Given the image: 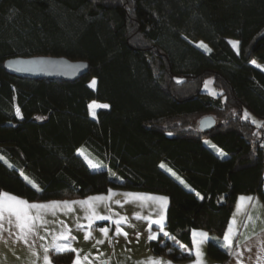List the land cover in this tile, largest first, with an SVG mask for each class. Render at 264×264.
Returning a JSON list of instances; mask_svg holds the SVG:
<instances>
[{"label": "trees", "instance_id": "trees-1", "mask_svg": "<svg viewBox=\"0 0 264 264\" xmlns=\"http://www.w3.org/2000/svg\"><path fill=\"white\" fill-rule=\"evenodd\" d=\"M41 55L87 61L89 71L66 80L4 67ZM252 59L264 65V0H0V192L164 193L169 235L153 252L187 259L177 242L204 229L225 261L218 241L237 196L264 197V70ZM93 100L109 105L96 118ZM206 116L216 125L202 130ZM72 259L56 252L53 264Z\"/></svg>", "mask_w": 264, "mask_h": 264}, {"label": "crops", "instance_id": "crops-1", "mask_svg": "<svg viewBox=\"0 0 264 264\" xmlns=\"http://www.w3.org/2000/svg\"><path fill=\"white\" fill-rule=\"evenodd\" d=\"M91 116L93 118L97 117V115L94 116L92 114ZM86 159H89L93 166H96L94 170L97 167L101 169L99 162L91 156L88 155ZM162 166L173 174V171L167 167V164H162ZM178 178L183 180L181 177ZM109 190L112 191L109 192ZM2 192L20 197L29 203L40 204L52 201H81L87 197H95L97 195L110 196L111 199H106L103 202H91V205L73 204L71 208L74 211L71 212L64 205H60L56 209L55 215L51 211L42 212V219L47 221V223L41 226V223L37 222V232L39 234L29 236V244L27 245L24 244L23 240L8 236V232L11 231L18 237L19 230L15 225V217H8L7 213H5L4 219L0 221L3 224V238L0 239V264H33L34 260L35 264H44L42 256L45 248H48L47 254L50 257L51 264H53V255L56 253L54 246L57 244L68 245L77 249L81 257V264H141V262L148 264L149 258L171 261L172 264H194V261L197 260L195 255H191L187 259L175 260L165 254H156L151 248V242L157 240L159 235L163 234L159 233L156 239H149L152 233L159 232V225H156L154 221L159 218L162 212L166 217L164 220V231L168 233L165 225L169 197L164 193L112 187L105 192L90 194L82 198L29 200L24 196L9 191ZM128 193L153 194L156 197H166L167 201L166 203H161L159 201H152L148 197L137 198L132 195H125ZM241 196H252L254 199L252 201H240L238 198ZM117 200L120 203H116ZM93 211L98 215L109 216L111 219L96 220L93 216ZM30 213L36 215V210L31 209ZM234 215V233L230 234L233 238L231 247L233 254H229L225 261L210 254V241L213 235L207 230L195 229V237L192 230L190 244L182 241H178L177 244L180 248L183 245L188 250L195 251L196 246L193 241H201L200 232L203 231L207 233V238L204 239L202 246L203 257L200 264H241V262L242 264H257L258 260L259 264H264V252L261 251L260 247V243L264 242V197L262 194L248 193L237 196L231 216L221 237L222 241ZM89 216L93 217L91 222L88 219ZM121 217H126V220L121 222L120 227L123 229V232L128 233L127 237L123 235V232L120 235H116V224L114 221L120 220ZM9 219H11L12 223H9ZM59 221H63V224L59 223ZM77 224L84 225V227L79 228ZM149 224H151V230H149ZM44 227H47L49 231H44ZM100 228H108V235L105 236L100 231ZM61 233L68 236V239L55 238ZM41 236L46 238L40 239ZM5 240H7V243L4 242ZM100 240L104 242L97 243ZM249 247L252 248V251H249ZM226 251L229 253L228 250ZM33 252L39 253L40 258L33 256ZM184 252L188 254V251ZM72 254L73 259L71 264H74L77 253L72 252ZM85 255H88V260H83Z\"/></svg>", "mask_w": 264, "mask_h": 264}, {"label": "snow or ice", "instance_id": "snow-or-ice-1", "mask_svg": "<svg viewBox=\"0 0 264 264\" xmlns=\"http://www.w3.org/2000/svg\"><path fill=\"white\" fill-rule=\"evenodd\" d=\"M17 112L19 113V109H17ZM253 123H255V121H253ZM93 167L95 168L96 166L94 165ZM111 191L112 190H109V192H111ZM125 195H132V196H135L137 198L148 197L152 201H159L161 203H166V201H167L166 197H156L153 194L128 193ZM106 199H111V197L110 196L106 197L104 195H97L95 197H87V198H85V200H81V201H52V202H48L46 204H40V203H29L28 201H26L20 197H17L15 195L9 194L7 192H0V221H2L4 219L5 213H7L8 217H15V225H16V228L19 230V236L16 237L15 233H13L11 231L8 232V236L23 240L24 244L27 245V244H29V236L39 234L37 232V222H40L41 226H43L47 223V221H44L42 219V212L51 211L52 214L55 215L56 209L60 205L67 206L68 211L71 212V211H74V209L71 208V205H73V204H81V205L89 204V205H91V202H96V201L103 202ZM201 199H203V197H201ZM238 199L240 201H243V200L252 201L254 199V197H252V196H247V197L241 196ZM116 203H120V201L117 200ZM31 209L36 210V215H32L30 213ZM93 216L96 220L111 219V217H109V216L98 215L94 211H93ZM92 218H93L92 216L88 217L90 222L92 221ZM165 218L166 217L162 212L160 214L159 218L154 221V223L156 225H159V232L158 233H152L149 236V239H156L157 236L159 235V233H163V235L165 237H167L169 235V233L164 231V220H165ZM249 219H251V217H249ZM125 220H126V217H121L120 220L114 221V223L116 224V229H115L116 235H120L123 232V229L120 227V225H121V222L125 221ZM9 223H12L11 219H9ZM59 223L63 224V221H59ZM234 223H235V215L232 218V222L229 223V225H228L227 232L224 235L223 241L222 242L218 241L220 247L228 250L230 255L233 254L231 252L233 238L230 234L234 233V228H233ZM77 227L83 228L84 225L77 224ZM149 230H151V224H149ZM44 231H49V229L47 227H44ZM100 231L105 236H107L109 229L108 228H100ZM69 234H70V229H69ZM123 235L125 237H127L128 233L123 232ZM195 235H196V230H193V236L195 237ZM200 236L202 237L201 241H199V242H197L195 240L193 241V243L196 246L195 251L188 250L186 248V246L181 245L182 251H188V254L190 256L195 255L197 257V260L194 261V264H200V261L203 257L202 246L204 243V239L207 238V233H204L203 231H201ZM2 238H3V224L0 223V239H2ZM45 238L46 237H43V236L40 237V239H45ZM55 238L66 240V239H68V236H65L63 233H61L59 236H57ZM213 239H215V238H213ZM4 242L7 243V240H5ZM103 242H104L103 240L97 241V243H103ZM54 247H55L57 254L67 253V252H76L77 256H76V260H75L74 264H81V257L79 255V251L77 249L72 248L68 245H59V244L55 245ZM260 247H261V251L264 252V242L260 243ZM249 251H252L251 247H249ZM47 253H48V248H45L42 259L44 261V264H51L50 257ZM241 255H242V253H241ZM33 256L40 258V254L37 252H33ZM97 258H99V257H97ZM83 260H88V255H85L83 257ZM33 264H35V260L33 261ZM141 264H144V262H141ZM148 264H172V262L171 261H163L162 259L149 258ZM241 264H242V262H241ZM257 264H259V260L257 261Z\"/></svg>", "mask_w": 264, "mask_h": 264}, {"label": "water", "instance_id": "water-1", "mask_svg": "<svg viewBox=\"0 0 264 264\" xmlns=\"http://www.w3.org/2000/svg\"><path fill=\"white\" fill-rule=\"evenodd\" d=\"M5 69L24 78H61L76 80L89 71V63L83 60H71L65 56L12 57L4 62ZM216 125L212 116L203 117L199 128L210 129Z\"/></svg>", "mask_w": 264, "mask_h": 264}, {"label": "rangeland", "instance_id": "rangeland-1", "mask_svg": "<svg viewBox=\"0 0 264 264\" xmlns=\"http://www.w3.org/2000/svg\"><path fill=\"white\" fill-rule=\"evenodd\" d=\"M229 41H230V43L232 44V46L234 47V49H235L237 52H239V49H240L239 42L236 41V40H234V39H230ZM198 43L203 44L202 42H198ZM251 63L254 64L255 66H257V67H259V68H261V69L264 70V65H262V64H261L259 61H257L256 59H252V60H251ZM93 82H94V83H93ZM96 83H97V80H96L95 78L91 79V81L89 82L90 86L93 87V88L96 87ZM205 88H207V89L211 92V94H215V89H214V87H213L212 84H211V80H208V81L206 82V86H205ZM105 106H106V107H105ZM107 107H109V105H108L107 103L99 102V101H96V100L91 101L90 104H89L90 113H91L92 115H94V116L97 115L99 109H101V108H107ZM15 109H16V112H17V109H19V108H18L17 106H15ZM17 114H18L19 116H21L20 111H19V113L17 112ZM253 119L256 120L255 117H253ZM78 153H79L81 156H83V157L85 158L86 162H88V163H87L88 165L91 164L90 166L93 167L92 162H90L89 159H86L87 156H88L89 154H88L85 150H83V149H79ZM89 156H90V155H89ZM90 168H91V167H90ZM91 169H92V168H91ZM93 169H95V168H93ZM97 169H98V167H97Z\"/></svg>", "mask_w": 264, "mask_h": 264}]
</instances>
